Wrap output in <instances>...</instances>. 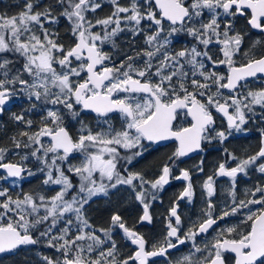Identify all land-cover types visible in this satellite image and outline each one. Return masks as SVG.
<instances>
[{
  "label": "snow or ice",
  "instance_id": "obj_1",
  "mask_svg": "<svg viewBox=\"0 0 264 264\" xmlns=\"http://www.w3.org/2000/svg\"><path fill=\"white\" fill-rule=\"evenodd\" d=\"M17 7L0 12V117L10 112L13 125L8 135L0 124V254L43 244L55 255L42 264H264V127L255 152L222 148L200 182L197 219L186 224L180 211L196 197L194 172L205 173L203 158L194 170L180 167L184 158L264 125V0ZM168 142L174 150L157 170H133ZM253 173L241 193L239 177ZM172 181L184 186L149 238L137 226L153 224ZM122 191L139 208L133 223L118 208L95 223L92 203Z\"/></svg>",
  "mask_w": 264,
  "mask_h": 264
},
{
  "label": "flooded vegetation",
  "instance_id": "obj_2",
  "mask_svg": "<svg viewBox=\"0 0 264 264\" xmlns=\"http://www.w3.org/2000/svg\"><path fill=\"white\" fill-rule=\"evenodd\" d=\"M243 25H244V21L241 19V21L238 24V27H242ZM256 35L257 34L253 33L252 38H255ZM256 123L259 124L258 121ZM259 143H260V139L259 142H254V144L246 150L248 151L258 150ZM215 148H218V146L215 143L211 145H205L204 152L191 154L189 157L184 158L183 163L180 164V167L194 170L195 167L198 165L199 161L201 160V158L203 159L206 158V161H204V165H203L205 168V173L196 174L194 172V180L196 182V197L193 203L188 204L186 201H182L180 204V211L186 224L190 220L193 221L196 220L198 215L200 214L201 208H203L204 206L203 195L200 189V182L202 181L205 175L210 174L212 171V163L210 159L213 158L212 151ZM173 150H174V144L171 142L166 143V145L155 146L154 150H151L150 154L146 153L145 158L140 159L139 163L135 164L133 170H143L148 173L154 172L155 170H157L158 166L166 160L167 156L170 155ZM155 155H159L158 165L151 172L145 170L144 169L145 163ZM258 179H259L258 173H253L250 176V178H245L241 176L239 177V188H249L254 183H256ZM183 186H184L183 181H172L170 185L166 186V189L160 194L163 203L158 202L153 207V216H154L153 224L138 225L137 227L140 232L144 233L149 238H159L164 228L163 216L166 213V209L169 207L170 202L175 198V196L178 195V193L182 190ZM226 187H227L226 179H221L219 182L218 196L216 198L217 203H222L224 199V189ZM126 196H127L126 192L123 191L115 196H111L109 198L111 200V203H109V199H105V198L97 199L94 203H92L91 208L89 209L93 221L98 225L101 226L104 225L105 221L109 216L110 210L118 208V210L121 211V213L125 216L128 222L130 224L133 223V221L139 215V208L134 203L128 201L126 199ZM236 222L237 219L235 217H232L225 222H221V226H223L225 223H236ZM117 239L119 241V237H117ZM183 251L186 252L187 249H183ZM180 254L182 253L181 252L174 253L175 256H179ZM161 264H163L162 261Z\"/></svg>",
  "mask_w": 264,
  "mask_h": 264
},
{
  "label": "trees",
  "instance_id": "obj_3",
  "mask_svg": "<svg viewBox=\"0 0 264 264\" xmlns=\"http://www.w3.org/2000/svg\"><path fill=\"white\" fill-rule=\"evenodd\" d=\"M22 0H0V12H6L9 14L17 12L19 9L17 5L21 4ZM24 107H27V104H24ZM12 111L19 112L20 107H14ZM11 113L5 112L2 117H0V124H4L8 129L7 134L11 135L13 131V125L10 121ZM248 131L245 133H236L235 136H232L223 146L215 143L218 148L213 149L212 156L210 159L212 163V170L216 163L220 161L224 153L222 151L223 147H227L229 151L234 152L237 156H244L246 154H251L255 150H246L254 144V142H259L260 134L258 127H264L257 123L250 122L248 125ZM0 135H3L0 132ZM168 153V151H167ZM159 155H155L144 165V169L152 171L159 163ZM150 158V156H149ZM206 161V158H204ZM39 184V178H34L30 183L24 184V190L28 191L29 189L37 187ZM40 251V252H39ZM44 255H55L54 250L45 247L43 244L35 245L34 247H22L13 253H6L0 256V264H42V256Z\"/></svg>",
  "mask_w": 264,
  "mask_h": 264
},
{
  "label": "rangeland",
  "instance_id": "obj_4",
  "mask_svg": "<svg viewBox=\"0 0 264 264\" xmlns=\"http://www.w3.org/2000/svg\"><path fill=\"white\" fill-rule=\"evenodd\" d=\"M105 11H107V9H105ZM101 14H103V13H101ZM126 39H127L126 36H121L119 41H118L122 48H126L127 47V44L125 43ZM246 189L247 188H239V190H241V193H243Z\"/></svg>",
  "mask_w": 264,
  "mask_h": 264
},
{
  "label": "water",
  "instance_id": "obj_5",
  "mask_svg": "<svg viewBox=\"0 0 264 264\" xmlns=\"http://www.w3.org/2000/svg\"><path fill=\"white\" fill-rule=\"evenodd\" d=\"M194 154V153H193ZM27 247H34V246H27ZM6 254V253H5ZM3 255V254H0V256Z\"/></svg>",
  "mask_w": 264,
  "mask_h": 264
}]
</instances>
